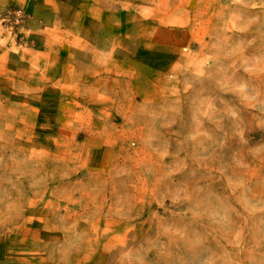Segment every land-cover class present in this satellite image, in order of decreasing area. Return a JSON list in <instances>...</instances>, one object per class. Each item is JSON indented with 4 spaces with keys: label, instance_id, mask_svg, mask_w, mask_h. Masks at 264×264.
I'll return each mask as SVG.
<instances>
[{
    "label": "rangeland",
    "instance_id": "obj_1",
    "mask_svg": "<svg viewBox=\"0 0 264 264\" xmlns=\"http://www.w3.org/2000/svg\"><path fill=\"white\" fill-rule=\"evenodd\" d=\"M0 264H264V0H1Z\"/></svg>",
    "mask_w": 264,
    "mask_h": 264
},
{
    "label": "crops",
    "instance_id": "obj_2",
    "mask_svg": "<svg viewBox=\"0 0 264 264\" xmlns=\"http://www.w3.org/2000/svg\"><path fill=\"white\" fill-rule=\"evenodd\" d=\"M0 3H1V0H0Z\"/></svg>",
    "mask_w": 264,
    "mask_h": 264
}]
</instances>
